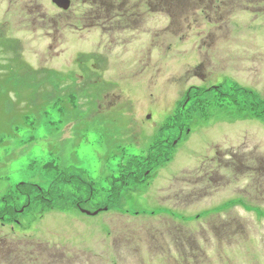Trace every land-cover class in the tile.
Here are the masks:
<instances>
[{
  "label": "rangeland",
  "instance_id": "1",
  "mask_svg": "<svg viewBox=\"0 0 264 264\" xmlns=\"http://www.w3.org/2000/svg\"><path fill=\"white\" fill-rule=\"evenodd\" d=\"M194 1L176 10L183 20L162 15L160 5L131 57L106 46L100 31H73L76 15H60L51 0H0V74L8 75L0 88V210H23L18 223L0 220V264H264V123H232L231 101L249 108V97L211 91L234 77L257 84L264 99L263 6L228 0L206 12ZM203 14L217 23L199 21ZM154 38L157 47L145 48ZM57 75L59 87L45 81ZM58 99L65 108L50 106ZM39 102L46 114L33 128ZM175 114L187 128H164ZM158 140L173 144L171 160L103 210L123 150L125 159L145 155ZM50 162L68 175L81 170L100 193L80 195L69 181L58 187L69 201H36L49 190Z\"/></svg>",
  "mask_w": 264,
  "mask_h": 264
},
{
  "label": "flooded vegetation",
  "instance_id": "2",
  "mask_svg": "<svg viewBox=\"0 0 264 264\" xmlns=\"http://www.w3.org/2000/svg\"><path fill=\"white\" fill-rule=\"evenodd\" d=\"M204 1L206 0H195L194 4L196 5H194L193 7H195L196 10L198 8V10L201 9L207 12V9L211 10L212 8L210 7L214 8L215 5L217 6L216 8L220 9L222 6H224L222 1H224L225 3L228 0H219L218 2H216V0H208L210 2V4L207 5L208 7H201L202 5H206L203 4ZM231 1L235 2L236 4V2H238L239 0H229V2ZM254 1L262 4L263 6L262 11L264 13V0H253V2ZM185 2H187V0H70L69 9L67 11L59 9V12L60 15L66 13H72L73 15H76L73 19L74 22L70 25L73 31L75 32H80L85 30L91 32L100 31L106 46L116 47L117 49H120L122 53H126L128 51V54L132 57V54H136L134 53V51L137 50V52H139L141 48V47L139 48V45H137L139 43L138 41L139 38H136V36L144 34L146 35V37H148L150 35V34L148 35L149 30H148V26H147L148 22L146 18L159 16L160 14L159 8L161 5L162 7L161 10H164L162 12V15L166 14L170 18L171 16L175 15L178 18V20L179 19L183 20L184 17L181 14V10L178 13H176V10L180 7L181 4H185ZM75 4H80V6H88L87 12H85V14L83 15H80L78 11L81 8H77V9L72 8L73 5ZM236 7L238 6L235 5L234 8L226 11V14L229 13L230 11H233ZM247 9H250V7H247ZM77 15H80V17ZM208 16L209 15L203 14L202 19H200L199 21L205 22L206 19H210ZM175 19L176 18L174 19L171 18L172 21H174ZM208 21L210 25H213V23L214 24L217 23L216 21L211 19ZM143 22H145L144 28H143ZM188 25L189 24L187 22L185 24L186 29ZM151 29H152V25L150 30ZM147 40L148 39L146 38L145 39L146 43ZM148 44L150 45L149 47ZM148 44L145 45L146 46L145 48L147 49L150 48L153 50V48L157 47V42L155 38L151 39ZM205 75H203L202 77L203 80L201 81L206 82L207 85V83L210 82L206 79ZM248 79L252 80L251 78ZM231 80L232 81L229 82V86L227 88H225L223 83H217L215 85H211L212 87L216 88V90H211V91L212 92L217 91L216 93L218 95L225 94L227 91L229 92L228 95H230L232 98L235 95L249 97L248 99H250V101L248 104L249 105L251 104L249 108L241 106L231 101V103L233 104V108L230 109L229 112L234 119L232 123L234 121L237 122L253 121L255 123H264V99L262 98L261 90L259 92L255 89V86L257 84L245 85L243 84V82H239V80L234 77H232ZM263 87L264 84H261V89ZM195 89L198 92H200L199 87L198 88L195 87ZM201 91H207V89L205 87H201ZM189 104H191V100ZM256 105L258 106V110L262 112V113H258V116H255L254 113H251L249 110V109L252 110L256 109L257 107ZM242 156L244 158L246 156L245 153ZM251 159L254 163V159L257 158L252 157ZM234 202L235 201L233 200V203ZM76 206L78 207V205ZM7 207L8 205L4 206L3 210L4 209L6 210ZM7 211L8 210H6L5 213ZM22 211H23L22 209L16 210L13 208L11 213L15 212L16 213L15 215L17 216V214L21 213ZM6 216L7 215H3L1 218L5 219ZM8 219L11 220L12 223H18V220L14 215L9 214Z\"/></svg>",
  "mask_w": 264,
  "mask_h": 264
},
{
  "label": "trees",
  "instance_id": "3",
  "mask_svg": "<svg viewBox=\"0 0 264 264\" xmlns=\"http://www.w3.org/2000/svg\"><path fill=\"white\" fill-rule=\"evenodd\" d=\"M3 76L4 78H2ZM7 76L6 74L5 75L0 74V88H5V85H6L5 78ZM58 77H59L58 75L53 76V77H50V79H46L45 81L56 80V82L58 83L59 81ZM15 78L18 79L17 76ZM58 86L56 85V87ZM12 90H16V88H13ZM67 98H68L67 100H70L69 102H72L74 99L72 95H68ZM42 104L43 103L39 102L37 107H35V109H32L33 113H35V116L33 117L34 119L33 123H35L33 128H35V125L39 126V119H40L39 112H40V109H42L44 106ZM62 104H64V100L58 99L57 102L54 104V106L62 105ZM199 107L200 106L195 103L193 105L192 112L199 113L200 112ZM26 108H29V107H26ZM27 119H28V116H25V120ZM183 123L185 124L184 117H180V116L178 117L177 114H175L173 117H170L165 121L164 128L166 127L168 129L172 125H173L172 127L180 126L181 128V127L186 126V125H181ZM185 128H187V126ZM163 144L164 142L162 141L159 142L158 140L152 144L153 146L150 148L149 151L146 152L145 155H132V156H129L127 159H125L124 157V150H123V152L121 153L120 159H118L117 163L115 164L116 166L115 172L117 171L116 174L118 177L116 178L115 176H112L111 177L112 182L108 183L110 188L105 190V193L107 191L106 203L108 205H110L111 203L115 202L116 199H118L119 195H121L119 194V192L122 188L127 186L129 183L138 184L137 182L142 181L143 178L145 177L149 178V174L153 170L157 169L158 165L161 162H164V161L167 162L170 159V156L168 154L170 153V150L173 147V144L170 142H167V145L165 148L163 147ZM116 156H117V152L113 155V159ZM107 160L110 162V159H107ZM45 168H48L47 171L49 170L48 173L52 177L49 182V190L48 192L47 191L44 192L43 189H41L42 191L39 193L40 195H38L36 201L38 200L42 202L44 201L45 203L47 202L48 205L53 204L55 200H65L67 198V201H69L68 199H70V196L64 194L63 191H59L60 188L58 187H61L60 185L70 184V182L72 181L78 184L80 195H82V193L87 194L88 192L86 196L90 198V197H93L94 195L97 196L100 193V190H94L93 188L94 184H91L90 182L87 183L85 181H81L83 180L82 177L84 175V173L81 170H79L80 172L78 173L79 175L73 176V175H68L71 173L65 172L64 171L65 169L64 170L59 169L58 165H55L53 162L47 163L45 165ZM56 186H57V191L55 189ZM20 192L23 196L31 197L32 192L30 189V184H23V187H21ZM44 195H47V196L49 195V197L51 195V198H53V200L47 201ZM6 210L8 211L5 213ZM6 210L4 209L0 211V218L3 215L9 216V214L11 215L16 214L15 212L11 213L10 207H7Z\"/></svg>",
  "mask_w": 264,
  "mask_h": 264
},
{
  "label": "water",
  "instance_id": "4",
  "mask_svg": "<svg viewBox=\"0 0 264 264\" xmlns=\"http://www.w3.org/2000/svg\"><path fill=\"white\" fill-rule=\"evenodd\" d=\"M52 2L56 4L58 7L63 8V9H67L69 6V0H52ZM85 213L90 214L88 212H85Z\"/></svg>",
  "mask_w": 264,
  "mask_h": 264
},
{
  "label": "bare ground",
  "instance_id": "5",
  "mask_svg": "<svg viewBox=\"0 0 264 264\" xmlns=\"http://www.w3.org/2000/svg\"><path fill=\"white\" fill-rule=\"evenodd\" d=\"M249 245V244H248Z\"/></svg>",
  "mask_w": 264,
  "mask_h": 264
}]
</instances>
